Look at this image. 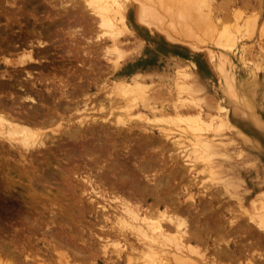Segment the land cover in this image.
<instances>
[{"label":"bare ground","instance_id":"1","mask_svg":"<svg viewBox=\"0 0 264 264\" xmlns=\"http://www.w3.org/2000/svg\"><path fill=\"white\" fill-rule=\"evenodd\" d=\"M57 1L58 0H0V41L1 43L3 41L7 43L5 47L0 44V54L3 58H1V63L3 65H0V69L5 68L0 70V147L3 149L7 147L8 151L14 150L19 157L26 159L25 157L27 155L25 154L30 153V150L33 151V148L46 149V141L51 139L47 131L53 128L51 132L58 135L57 137L60 138V142H62V139L63 141H68L70 146H74L72 148H64L66 147L64 146L61 147V149L57 145V149L59 148L60 153L66 155L68 160L75 157L77 151L79 153L82 152V154H80L79 157L76 156V158L78 157L83 160L85 157L86 160L84 159L85 161L80 163L84 164L88 170L87 172L84 171L81 173L82 171L76 172L71 168L72 171H75L72 173V176L75 178L71 176L72 181L71 179L70 181L72 184L74 182L78 183V187L82 191L79 190V192H81V197L85 198L86 202L90 205V211H88L89 208H87V211L90 213L89 217L91 220H95V222L98 221V224L94 226L101 223L99 225L100 232L94 233L92 230L90 234V229H88L86 233H83V230H81V236L74 234V230H72L74 231L73 234H71L72 231H70V234H66L64 232L65 228L63 230L62 226H59L58 230L57 227L53 228V226L50 225V220H48L50 223H48L46 219V222H44L45 220L43 221L44 216L42 213L37 214L39 218L43 217L42 220L39 218L32 220L30 216L24 214L26 217H29L27 219L31 218L32 220L29 221L25 218V229L27 230V236H25L28 237L30 247L40 245V248L37 249V253H41L43 257H39L38 255L40 254L32 256L31 250L27 249L29 244H27L28 246L25 244L24 238V244L20 242L17 243L16 240V242L12 241V244L9 242L11 245L8 243V246L6 243L7 246H4L5 243L3 242L4 244L2 246H4V248H0V264H50V262L53 264L54 262L55 264L57 262H59V264H241V262L239 263V259L241 257L245 258L248 254L250 260L247 262L245 261L246 264H254L253 254L255 253V249L257 247L259 248V246H264V208L260 206V211H258L259 209L256 207V202H252L250 207H253V213H248L247 220L244 218L247 222H242L240 220V222H237L233 218L227 217L222 211V208H215L216 206L214 204L216 200H218L220 194H234V189L236 188L234 183L230 180L231 178L218 177L219 168H221V165H218L219 158L223 157L224 154L221 153V149L220 152L215 140L219 137V140H221V137L224 136L222 132L228 128V110L217 101L211 106L202 103L197 98L196 92L192 90L191 83L186 73L177 75L174 83L176 91L173 89L175 95L172 96V86L169 83H148L146 76L143 75L141 71H137L138 69H136L137 72L134 70L136 73L129 75L128 73L122 72L121 67L124 59L127 57V51H124L122 48L123 39L130 34V29L127 25V16L133 10L135 12V20L140 25L146 26L147 28H151L152 25L155 27L160 26L161 28L163 26L164 28L165 24L169 21V24L165 27L170 30H178L181 35L185 36V34H196L192 32L194 30H192V25H194L199 33L201 32V34L208 38V42L211 41L212 49H210V51L208 50V58L218 62V67L220 69L223 67L230 70L235 62H239L246 69L249 68L248 63L251 62L256 63L259 61V64L262 65L264 63V46L262 45L264 44L259 46L260 56L252 58L251 49L245 48V43L242 41L249 35L252 36L255 27L259 25L261 14L264 10V0H81V2L79 0H69V2L66 1L68 3H57ZM79 4H81V8L83 7L88 12L89 16L91 15V18L95 16L99 19V22H97L99 23L98 25L106 29V32H103V34H106L113 44V52L115 54L113 68L115 77L112 86V93L114 95L111 97L113 101L118 97V99L121 100V102L118 100V104L120 105L122 103L116 108V114L113 113L115 114L113 123L110 120V118H112V113H109L108 110H106L107 113H102L98 116L94 115L95 110L94 113L91 112L93 111V106L92 108L90 107L92 105L91 102L98 96L92 99V95L88 97L87 94L88 89L95 86L93 85V78L91 77L92 79H90L88 77L90 75L99 77L102 74V68H95L94 66L96 64L92 66L88 62H85V66L80 64L81 70H78L76 66L72 70L67 69L65 71L68 74L67 77H60L59 81L56 83L51 82L52 80L50 79L51 77L55 79L57 76L55 77V75L50 74V71V73H47L48 75L43 73L44 71L48 72V66L43 62L48 58V54H50L51 51L45 46V42L49 40L50 43H52V41H55L58 37L60 38L59 31H63L64 33L62 34L68 35L71 38L75 37V34H70V31H73L71 28L74 26L69 28V25H73L74 23L79 24L80 22L82 24L84 20H86L85 15L87 12L84 14V11L80 10ZM254 11L257 12L252 15L251 13ZM248 13L251 15L245 18ZM79 14L82 16L81 20L80 17H78ZM163 16L169 17L168 21H166ZM225 19H229L232 24L229 23L228 20V22H226ZM94 21L96 22L97 20ZM85 23L87 27L88 21H85ZM89 24L90 23H88V25ZM91 24H93V22ZM79 26L80 25H78V27ZM262 26H264V24ZM262 26L260 32L264 34V27ZM156 28L159 29V27ZM166 29L164 31H167ZM170 30L168 31L172 32ZM168 31L166 34L169 33ZM16 33H18V35ZM261 33L259 34L261 35ZM9 34H11V37H15L16 40H18V42L14 41L18 46L15 45L14 47V44L10 43V45H13V48L9 47ZM81 35L79 34L78 36ZM250 37H248V39ZM65 51L63 55L66 54V56H72L74 58L78 54L77 48L73 46L72 49L68 48ZM89 55L92 54L90 53ZM53 69L55 70V67ZM55 71H53V73ZM62 71L64 72V70ZM260 71H262V69ZM36 74L37 77H35ZM98 77L96 78L98 79ZM74 78L82 82H80V84L77 82V84ZM229 92L232 93L231 90H229ZM115 96L117 97L114 99ZM111 97L110 94H108V98L104 97L103 101L105 98H107V101H112ZM101 100L102 99H98L99 106L102 104ZM96 101L97 100L94 102ZM109 103L107 102V104ZM82 105L83 108L81 109ZM103 105L99 108L101 112L105 110ZM109 109L114 112L115 107ZM146 112H148L149 115H146ZM123 117H130V124H128V121L126 123V119L124 120ZM153 122L160 123L164 127L155 129L156 131L154 132V128L144 124H151ZM110 125L111 128H109ZM112 126L113 129H115L112 131L111 137L124 135L121 136L122 139L123 137L124 139L121 140L120 138L119 140L121 146L125 145L120 152L123 153V150H126L128 155L130 154V158H138L141 156L136 157V155L139 154L138 148L132 151L129 145L127 146L125 143L127 142L125 139L129 137L132 138L131 141H135V138L131 137L134 135V130L138 131V133H136L137 135H134L136 139L150 146L147 147L145 145L146 149L149 148L148 152H143V150H141L142 153H147L149 156L153 155L154 152H159L161 148H165V144L162 142L170 141V135L166 132V130H169L168 127H175L182 133H187V135L190 133L192 138L189 145H181V147H179V150H186V148H188V150L177 159H172L174 156H170L171 162H166L165 166H161L162 168L160 167L161 164L156 166L158 162H156L157 158L152 160V158L149 159L150 157H148L149 160L147 161H145L146 159L144 160L143 157H141L140 160L132 158L134 162H129L126 160L127 158L123 156L125 161L120 162L118 155L120 157L122 153L119 152L116 154L119 151V147L117 149V147L112 146L111 143L112 147L110 148L106 142L104 146H102L103 143L102 145L100 144L102 149L99 147L98 150L100 149V151L98 152L97 149L95 150L97 145H95L96 147L94 148L92 142V144H81V140L83 141L89 137L95 136L97 133L95 127H98V130L106 129L104 130L103 136L100 137H102V139L104 137L109 138V131H111L110 129H112ZM100 132L103 133L102 131ZM122 132H126L128 135ZM97 139L99 140V137ZM153 139L156 140V143ZM174 139L176 140V137ZM175 140L173 144L179 142V140L178 142ZM107 142L109 143L110 141L107 139ZM157 143L158 146L154 147L153 145H157ZM178 145L180 144H177V147ZM139 147L143 148L144 146L141 145ZM100 152L103 154L105 153V159H108H103V162L100 161L99 163L97 158L101 159L100 157H103H98ZM181 153L182 152H180V154ZM159 156H161V152L158 157ZM111 157L112 160H110ZM49 158L51 157L49 156ZM54 158L56 159L57 157ZM44 159L46 158L44 157ZM90 159H92V167L89 166L91 165ZM42 160L41 158V161ZM19 161H17V163ZM161 162L162 161H160V163ZM6 163L8 164V162ZM20 163H22V160ZM43 163L44 161L41 162V164ZM62 163L65 166V163ZM67 164L68 163H66V166H68ZM196 164L202 165L203 172H201V176L205 174L207 176L206 184H209V186L213 188L212 193H204L201 197H198L192 192L193 188H195V179L197 178L194 172L195 167H198ZM9 165H11V163ZM53 166L56 165H52V167ZM60 166L64 168L63 165ZM76 166L78 165L76 164ZM37 168L35 169L37 170ZM79 168L78 170L80 171L81 168ZM94 168L97 169L95 173L92 172ZM28 169H30V167ZM3 170V173L7 171ZM19 170L21 171V168ZM36 170H34V172ZM25 172H28V170ZM153 172L154 174H152ZM158 172L162 173L161 176L159 175L160 177L163 176L162 178L157 177ZM51 173H53V170ZM69 173L66 172V174ZM20 174H22V172H20ZM26 174L27 173L24 174L26 177L25 179L32 182V178L27 177L28 175ZM64 174H60V177ZM165 174L167 176L164 177ZM223 174L225 173L223 172L221 175ZM45 175L46 174H44V176ZM30 176H32V174H30ZM49 176L50 175H48V177ZM110 176L114 177V179H111ZM201 178L203 177H200V179ZM42 179L40 180L42 181ZM44 180L42 182H44ZM171 180L172 182H170ZM175 180L179 181L178 184L181 185L183 189H180L178 194H176V192H178L179 189L175 191ZM19 181L21 182V180ZM184 182H187V184L183 185ZM10 183L13 184L12 180ZM49 183H51V181ZM6 184L9 185V183ZM24 184L23 182V185ZM46 186L43 188L46 190L44 191L50 193L51 191H47L48 188ZM204 187L206 188L207 186L205 185ZM29 189H31V187H29ZM57 189H59V187ZM36 191L34 190L35 194ZM40 191L41 190L38 192ZM34 192H32V197L33 199H37ZM41 192L38 195L41 194L43 196L44 193ZM66 192L69 191L66 190ZM32 193L29 195L31 196ZM60 193H62V191H60ZM57 194L58 193L53 195ZM184 194L188 197L186 200ZM68 195L71 194L69 193ZM42 196L40 198H42ZM57 196H60V194ZM57 196L54 197L57 198ZM258 196L260 197L261 194ZM26 198L28 199V197ZM67 198L69 200L70 197ZM51 199L53 201L55 200L53 197ZM59 200H57L58 202L56 201L58 205H60ZM34 201L36 202V200ZM76 201H74V204H76ZM83 201V199H80V202L78 201L77 203H82ZM48 202L45 200V204L48 205H46L47 208L50 207L49 204L51 203L48 204ZM72 207L74 206H71V208ZM232 207L233 206L230 208L232 209ZM78 208H72L73 215L75 214V209ZM228 208L229 207L226 209ZM31 209H35V212H37L36 208ZM60 209L61 208H58L59 211ZM53 210L50 211V214L49 212L48 214L46 212V214L51 215V218H57L56 214L58 210ZM38 211L40 210L38 209ZM78 211L79 209L76 213H78ZM81 211L80 209V213ZM55 212L57 213L55 214ZM69 212H71L70 209ZM83 213L85 214L86 212ZM30 214L31 213H29V215ZM60 215L61 217L64 216L65 219L71 217L68 213L66 215L59 214V216ZM77 217L78 215L76 214V218ZM79 217L81 220V215ZM248 221L253 224V231ZM86 222L88 223V221ZM86 222L82 223L85 225ZM56 223L57 222H55V224ZM93 223L94 222L90 223V225ZM63 225L65 226V224ZM52 228L53 230L57 229V231H53ZM77 230L80 232L79 229ZM255 234L258 237L257 239L255 238ZM21 238L22 237H20V239ZM32 238L35 239L34 245L31 243ZM110 249L113 251L110 252ZM111 253L115 254V259H111L113 257ZM250 253L253 254L251 255ZM258 256V258L264 262V252L262 251V254L258 252Z\"/></svg>","mask_w":264,"mask_h":264},{"label":"rangeland","instance_id":"2","mask_svg":"<svg viewBox=\"0 0 264 264\" xmlns=\"http://www.w3.org/2000/svg\"><path fill=\"white\" fill-rule=\"evenodd\" d=\"M66 1L69 2V0H58L57 3H59V2L68 3ZM79 1L81 2V0H79ZM79 6H80V10H83L84 11L83 13L86 14L87 11L83 7L81 8V4H79ZM256 12L257 11H254L251 14L253 15ZM80 14H82V13H80ZM80 14L78 15V17H80V20H81L82 16ZM251 14L248 13V15L245 16V18L248 17ZM261 15H262L261 16V21L259 22V25L257 27H255V29H254V33L255 34L253 33L252 36L249 35L248 37H250V36L251 37L249 39L247 37L246 39H248V40L243 39V41H242V42L245 43V45H244L245 48H250L251 49L252 58H256V57L260 56L259 46L264 44V39H263L264 38V34H262L260 32L261 26L264 24V19H263L264 18V10H263V13ZM88 16H89V14L87 12V14L85 15L86 20H84V23H82V24L80 22L79 24H77V23L75 24L74 23L73 25H69V28L74 26V27L71 28V30H73V31H70V34H72V35L75 34V37L71 38L68 35L62 34V33H64L63 31H59L60 32V38L58 37L55 41H52L53 44L50 43L49 40L47 41L48 43L45 42V46L47 48H49L51 51H50V54H48V58L46 60H44V62H43L45 65L48 66V69H47L48 72L44 71L43 73L45 75H48L47 73L51 72L50 74L55 75V77L57 76L55 79H52V77L50 79V80H52L51 82H55L56 83V82L59 81L60 77H65V76L67 77L68 74L65 72L67 69L72 70L76 66V68L78 70H81L82 68H80V66H81L80 64L84 65L85 62H88L92 66H94L96 64L94 66L95 68L96 67L97 68L99 67V69L102 68L101 69V71H102L101 73L102 74L99 77L98 76H94V75H93L94 77L92 75H90L88 77L90 79L93 78V83H94L93 85H95V86L90 87L88 89V93H87L88 97L92 95L91 96L92 99H95L98 96L95 100L98 101V99H102L101 100L102 104L99 106L98 103H99L100 100L98 102L96 101L97 103L94 102L95 101L94 100L93 102H91L92 105L90 104L91 106L90 105L89 106L91 108L93 106V108H92L93 111H91V112L94 113V110H95L94 115H96V116L101 115L102 113H107L106 110H108L109 113H112L111 114L112 118H110V120L113 123V119H115V114L117 112L116 108L119 107L122 104V103L120 105L118 104V100L119 99H118L117 96L114 97V99L117 97L115 99L116 101L115 100L113 101V99L111 97V96L114 95L112 93V86H113V81H114V77H115V71H114V68H113L114 67L113 61H115V57H114L115 54L113 52V46H112L113 44H112L111 40L108 38V36L106 34H103V32L104 33L106 32V29H103L101 26L98 25L99 23H97V22H99V19L96 18L95 16H92L93 18H91V15L89 17ZM163 18H165L166 21H168L169 17H164L163 16ZM135 19H136L135 18V12L133 10L127 16V22H128L127 25H128V27L130 29V34H128V36L124 37L123 43H122L123 50L127 51L126 52L127 53V57L124 59L122 67H121L122 72L128 73L129 75H132V74L136 73L137 71H141L142 74L146 76V80L148 79L147 80L148 83H150V82H154L155 84H160L162 82L169 83L172 86V96L175 95L174 93L176 91L174 83H175V80L177 78V75L180 74V73H186L188 75V79H189V81L191 83L192 90L194 92H196L197 98L202 103L207 104L208 106H211V105H214V102L217 101L218 103L222 104L228 110V113H229V124H228V128H227L228 130L226 129L224 132H222L224 136L221 137V140H219L220 137L217 138V140H215V143H217L219 150L220 149L222 150V152H221V150H220V152L222 154H224L223 157L219 158L218 165L219 166L221 165V168H219V172H218L219 176L218 175L217 176L219 178H225V177H227L228 179L231 178L230 180L234 183L236 188L234 189V194H229V193L227 195L220 194L218 200H216V203H214V204L216 206L215 208H222V211L224 212V214L227 217H231L237 222L239 220L242 221V222L246 221L248 219V213L249 212L253 213V207L252 206L250 207V205H252V202H256V207L258 209L261 208V207L264 208V194H263L264 193V70H263L264 69V63L261 65V64H259L260 63L259 61H257L258 63L257 62L256 63L255 62H251V63H248V67L249 68L246 69L239 62H235V63H233L232 69H230V70L229 69H225L223 67L220 69L218 67V62L210 60L208 58V56H209L208 53H209L210 49H212L211 41L208 42L209 41L208 38H206V36H204L203 34H201V32L199 33V31L196 30L197 28L194 27V25H192L193 22L191 24L193 26L192 30L194 29L192 32L196 33V34H190V35L185 34V36H184V35H181L178 30H177L178 31L177 32L175 30H170L167 27H165V26H167L169 24V21H168V23L165 24L164 28L162 26L163 29L160 26H156V27H159V29H158V28H156L153 25L151 26V28H147L146 26L144 27L143 25H140ZM94 20H97V21L95 22ZM227 20L229 21V23L232 24V22L229 19H227ZM227 20H226V22H228ZM85 21H88V23H90L89 25H91V26H89L88 23H87V27H86ZM91 21L93 22V24H91L92 23ZM174 23H176V22H174ZM229 23H226V24H229ZM78 25H80L79 26L80 28L78 27ZM82 26H84V27H82ZM262 27H264V26H262ZM77 28H79V29H77ZM76 29H77V31H76ZM165 29L167 31L168 30L172 31V32L168 31L169 32L168 34L170 36L168 34H166L167 31H164ZM65 30H66V28H65ZM258 32L261 33V35ZM16 34L18 35V33H16ZM79 34L80 35L82 34V35L78 36ZM14 36H16V35H14ZM8 37L10 38V39H8L9 45L11 43V44H14V47H15V45H16L15 43L18 42V40H16L15 37H11V34H9ZM258 37H259V39H258ZM12 39H13V42H12ZM9 41H11V42H9ZM14 41H16V42H14ZM59 41H60V43H59ZM90 41H91V43H90ZM69 42H71V43H69ZM73 43H74V45H73ZM0 44L4 45V47H5V45H7V43H4V41L2 43L0 41ZM12 46L13 45H10L9 47H12ZM16 46H18V45H16ZM72 46L74 48L76 47L77 51H78L77 52L78 54L75 56V58L72 57V56H66V54L63 55L64 52H66L65 50H67L68 48L72 49ZM262 46H264V45H262ZM101 50H103V51H101ZM90 53L92 55H89ZM104 53H106V54H104ZM109 53H110V55H109ZM85 54H86L87 57L85 56ZM217 55H219V54H217ZM1 58H2V55L0 56V65H3L1 63V61H2ZM88 63H86V64H88ZM62 65H63V67H62ZM52 67L53 68L55 67V70L56 69L57 70L55 71ZM59 67H61V68H59ZM3 69H5V68H3ZM3 69H0V70H3ZM136 69H138V70L136 71ZM261 69H262V71H260ZM62 70H64V72ZM134 70L136 72H134ZM226 70H227V72H226ZM36 71H38V70H36ZM53 71H55V72L53 73ZM35 77H37V74H36ZM96 77H98V79ZM68 78H69V76H68ZM70 78H72V77H70ZM165 79H167V80H165ZM74 81H76V83L79 82V84H80V82H82V81H79L78 79H75V78H74ZM246 82H247V84H246ZM234 84H235V86H234ZM244 84H246V85H244ZM229 90H231L232 93H230ZM108 94H110V97H111L112 101L109 100L110 98L108 99L109 101H107ZM103 95H105V96H103ZM104 97H107V98H105V100L103 101ZM211 98L214 99V100H212ZM105 101H107L108 103L110 102L111 104L110 103L107 104V102H105ZM119 101L121 102V100H119ZM115 103L117 104V106H116ZM162 104H164V103H162ZM102 105H103V108H105V110L101 112L99 108H101ZM112 106L115 107L114 112L110 111L111 109H109V108H114ZM82 108H83V105L81 106V109ZM231 111H232V113H231ZM113 113H115V114H113ZM146 115H149V113L146 112ZM113 116H114V118H113ZM123 119L124 120L126 119L125 120L126 123L128 121V124H130V120H129L130 117H127V118L123 117ZM144 124H146L147 126L150 125L152 128H154L153 129L154 132L156 131L155 129H159L160 127H164L162 124L155 123V122H153L151 124H148V123H144ZM95 128L97 129V133L95 134L94 137H89V138H87V139H85L83 141L82 140L81 141L78 140V141H80L81 144L82 143L83 144H90L92 142L94 144V148L96 147L95 145H97V148H95V150L97 149V152L100 151V149L98 150L99 147H101V149H102V146H104L105 142L108 144L109 148L112 147V146H116L117 149H118V147H119V149H118L119 151L117 150L118 152L116 154H118L120 152V150L123 148V146H125V145L121 146L120 145V141H119L120 138H121V140L124 139V137H123V139L121 137V136H124V135H121V136H118V137H113V138L111 137V133L115 129V128L113 129V126H112L113 130L110 129L111 131H109L110 132L109 138L104 137L106 139H104V138L102 139V137H100V136H103L104 130H106V129L98 130L99 129L98 127H95ZM109 128H111V125H110ZM51 129H53V128H51ZM51 129H48V131H47V134H49L48 136H50L51 139H48V141H46L47 142L46 143V149H44V148L43 149H39V148L38 149H34L33 148V151L30 150L29 151L30 153H26L25 154V155H27L25 157L26 159L19 157L18 154L14 150H9L8 151L7 147H6V149L5 148L3 149V148L0 147V150H1L0 153H2V154H0V159H1L0 160V174H1L0 175V217H1L0 218V244H1L0 248H4L6 243H7V245H8L9 242H11V244H12V241L16 242V240H17V243H19V242L23 243L25 241L26 243L25 242L24 243L26 245L29 244V246L27 245L28 246L27 249L31 250L32 256L40 254L38 256L39 257L40 256L43 257V255H41V253H37V249L40 248V245L39 246L38 245H34L35 244L34 243L35 239H33V238H32V241H31V239H30V241H31V243L34 246L30 247V242L28 241V237H26L27 236V230L25 229L26 228L25 218L26 219L29 218V217H26V216H30L32 218V220L35 219V218L38 219L39 218V216H37L38 213H42V215L44 216V219H43V217H40L39 219H41V220L43 219V221L46 219L48 223H50V221H51L50 225L53 226V228L57 227L58 230H59V226H62L63 230H64V228H65V230L67 229L68 231L64 230V232L66 234H70V231L74 230L75 231L74 234H78V235L81 236L82 235V231L81 230H83V233H86V231H88V229H90V232H89L90 234H91L92 230H93L94 233H99L100 232L99 225L101 223H99V225H96L97 228H96V226H94L95 224H98V221L95 222V220H91V218L89 217L90 213L88 211H90V205L86 202L85 198L81 197V192L82 191L79 189L78 183L74 182L72 184V182H71L72 181V177H74V176H72V173H74L75 171L76 172H81L82 171L81 173H83L84 171L87 172L88 169L85 167L84 164H81L86 159H85V157L83 158V160L78 158L80 156V154H82V152L79 153L77 151V153H76L77 155L76 154L75 155L78 156L77 157L78 159L74 155L75 157H73L71 160H68V157L66 155H63V153H60V149L59 148L64 147V146H66L64 148H67V147L68 148H72L74 146H72V145L70 146V143L68 141H63L62 139H61L62 142H60V138L57 137L58 135L52 133ZM168 129L169 130H166V132H168V134L170 135V141L172 139L173 140L171 142L170 141L162 142V143L165 144V146H164L165 148L164 149L161 148L159 152L158 151L154 152L153 155H151V156H149L147 153L145 154V153L141 152V150H143V152L144 151L148 152L149 148L146 149L145 145L147 147H150V146H148V144H146L145 142H143L141 140L140 141L137 140L136 136H134V135H137L136 133H138V131L134 130V135H132L131 137L135 138V141L132 140L133 141L132 142L131 141L132 138L129 137L128 139H125L127 142L128 141L129 142L128 143L125 142V143L127 144V146L129 145V147L132 149V151H135L138 148L139 149V152H138L139 154L136 155V157H138L140 155L141 156L138 157V158H133V157L132 158L140 160V158L143 157L144 160L146 159L145 161H147V160H149L151 158H152V160L157 158L156 162L157 161L158 162H157L156 166L161 164L160 167L161 166L163 167V166L166 165V162H168V161H169V163L171 162V158H169L170 156H172V157L174 156L172 159H175V158L177 159L178 157L182 156V154H184L188 150V148H186V150H184V149H180L179 150V147H181V145H184V146L189 145L190 144L189 142H190V140L192 138V135L190 133H188V135H190V136H188L187 133H182L180 130L176 129L175 127L174 128L173 127H168ZM100 131H102L103 133H101ZM98 133H99V136H98ZM100 133H101V135H100ZM122 133L125 134L126 132H122ZM98 137H99V140L97 139ZM175 137H176L177 141L174 139ZM93 138L94 139L96 138L95 140L97 142ZM110 138H111V140H110ZM107 139L110 141L109 143L107 142ZM102 140H103V142H102ZM112 140H114V141H112ZM117 140H118V142H117ZM174 140L176 142H178V140H179V142H181V143H179V142L177 143V144H180V145H178V147H177L176 143L173 144ZM153 141L155 142L156 140L153 139ZM182 141H183V144H182ZM64 142H65V144H64ZM102 143H103V145H102ZM110 143L112 144V146H111ZM115 143H116V145H115ZM185 143H187V144H185ZM78 144H76V145H78ZM81 144H79V145H81ZM100 144L102 146H100ZM172 144H173V146H172ZM57 145L59 147L58 149H57ZM141 145L144 146L146 150L144 149V147L143 148L139 147ZM149 145H151V144H149ZM155 145L156 144H154L153 146L157 147L158 143H157L156 146ZM136 146H138V147H136ZM220 147H222V148H220ZM49 149H50V151H49ZM2 150H3V152H2ZM36 150H38V151H36ZM40 150H42V151H40ZM57 150H59V151H57ZM166 150H167V152H166ZM123 151H124L123 153L120 152V153H122V156L119 157V155H118V158H119L120 162H124L125 158H127L126 160H128L129 162H134V160L129 157L130 154L128 155V152L126 150H123ZM160 152H161V156L158 157ZM162 152H163V154H162ZM180 152H182V153L180 154ZM156 153H157V156H156ZM43 154H45V155H43ZM104 154L102 152H100V155L98 157L103 156L104 158L103 157H100L101 159L97 158L99 163H100V161L103 162L102 161L103 159L104 160L108 159L107 157H106L107 159H105V155ZM29 155H31V156H29ZM42 156H44L46 159H44V157H42ZM49 156L52 159L49 158ZM123 156H125V158ZM54 157H57V158L55 159ZM148 157H150V158L148 159ZM17 158L20 161L22 160V163H20V161ZM41 158L43 159L42 161H41ZM59 159H61V160H59ZM46 160H47V162H46ZM79 160H81V161H79ZM110 160H112V157H111ZM17 161H19V162L17 163ZM43 161H44V163L41 164V162H43ZM89 161L91 162L90 163L91 165H89V166L92 167L93 166L92 159H90ZM89 161H88V164H89ZM160 161H162V162L160 163ZM6 162H8V164ZM62 162L65 163V166H64V164ZM10 163H11V165H9ZM66 163H68L67 164L68 166H66ZM57 164H59V165H57ZM76 164L78 166H76ZM52 165H56V166H53L54 167L53 168ZM60 165H63L64 168L61 167ZM196 166H198V167H195L194 172H195L197 178L195 179V188H193L192 192L195 193L198 197L199 196L201 197V195L204 194V193H208V194L212 193L213 192L212 191L213 188L210 187L209 184H206L207 183L206 182L207 181L206 180L207 176L204 173H202L204 175L201 176V172H203L202 165L201 164H196ZM5 167H7V168H5ZM29 167H30V169H28ZM66 167H68V168H66ZM160 167H158V168H160ZM20 168H21V171L19 170ZM35 168H37V170ZM71 168L73 170H75V171H72ZM78 168L80 169V171L78 170ZM96 168H94L92 172L95 173V171L97 170ZM3 169H6L7 171L3 170ZM8 169H9V171H8ZM16 169H18V170H16ZM26 169L28 170V172H25V171H27ZM2 170L6 171V172L3 173ZM34 170H36V171L34 172ZM42 170L44 172H46V173H44ZM52 170H53V173H51ZM60 170H62V171H60ZM64 170H66V171H64ZM150 170H152V169H150ZM20 172H22V174H20ZM33 172L34 173L37 172V173L34 174ZM40 172L44 173L46 175L44 176V174H41ZM62 172H64L65 174L62 173ZM66 172L67 173L70 172V173L66 174ZM223 172L225 174L221 175ZM25 173H27L26 174V175H28L27 177L32 178L31 181L33 183L30 182V181H27L28 179H25L26 178L25 175H24ZM47 173H48V175H50L52 177H50V176L48 177ZM30 174H32V176H30ZM40 174H41V176H40ZM60 174H64L63 176H65V177H63L62 175H61L62 177H60ZM152 174H154V172ZM17 175H19V176H17ZM57 175H58V178H57ZM66 175H67V178H66ZM159 175L161 176L162 173L161 172L157 173V177L158 178L160 177ZM4 176H6V177H4ZM8 176H10L11 178L8 177ZM36 176H37V178H36ZM165 176H167V175L165 174L164 177ZM199 176L203 177L204 179L201 178L202 179L201 180ZM110 177H111V179L112 178L114 179V177H112V176H110ZM162 177H160V178H162ZM14 178L18 179V180H15ZM44 178H45V180H44ZM74 178H73V180H74ZM10 179L12 180L13 184L10 183L11 182ZM33 179H34V181L36 183L33 181ZM40 179H42V181L44 180V182H42ZM66 179H69V180H66ZM70 179H71V181H70ZM13 180H15V181H13ZM19 180H21V182ZM36 180H38L39 182L36 181ZM59 180L60 181L63 180V181H61L62 183ZM25 181H27V182H25ZM48 181L49 182L51 181V183H49ZM23 182L26 184V186H25V184L23 185ZM170 182H172V180ZM178 182L179 181H177V180H175V182H174V184L177 187V188L175 187L176 190L175 189L174 190L177 191L179 189L178 192H176V194H178L180 192V189H182V186L179 185ZM6 183H9V185L6 184ZM19 183H21V184H19ZM47 183H49L50 185L47 184ZM65 183H66V185H65ZM37 184H39V185H37ZM46 184H47V186H46ZM185 184H187V182H184L183 185H185ZM205 185L207 186L206 188L204 187ZM8 186L10 187V189H9ZM38 186L41 187V188H39ZM45 186L48 188L47 191H51L50 193L47 192L49 194H47L45 192L46 190L43 189V188H45ZM57 186L61 190L57 189L58 188ZM67 186H68V188H67ZM29 187H31L32 190L29 189ZM64 187L67 188V189H65ZM34 190L35 191L36 190H38V191L41 190L42 192L41 191L40 192L44 193V195H46V196H44V195L42 196L40 194L42 196V198H40L41 196L38 195L40 192L36 191V194H35ZM66 190L69 191V192H66ZM79 190L81 192H79ZM198 190H199V192H198ZM60 191H62V193H64L65 196H64V194L60 193ZM21 192H22L23 195L21 194ZM28 192H30V193H28ZM32 192H34V194L37 196V199H33V197H32L33 193ZM37 192H38V194H37ZM31 193H32V195L30 196L29 194H31ZM56 193H58L57 195L60 194V196L53 195V194H56ZM67 193L68 194L70 193L71 195H68ZM257 194L258 195L261 194V196L259 197ZM21 196H25V197H21ZM38 196H39L40 199L38 198ZM54 196H57L58 199L56 197H54ZM26 197H28V199ZM48 197H49V200H48ZM52 197L54 199L55 198L56 199L53 201L51 199ZM67 197H70L69 200H68ZM184 197H185V200L188 198L187 196H185V194H184ZM59 198H60V200H59ZM50 199H51V201H50ZM80 199H83L86 203L84 201L82 203H77L78 201L80 202ZM34 200H36V202ZM45 200H46V202H48V201L51 202V203L48 202V204L50 203L49 204V206H50L49 208H47L48 205L45 204ZM57 200H59L60 205L57 204V202H58ZM61 200H64V201H61ZM73 200L74 201L77 200L75 202L76 204H74ZM37 201L39 202V204H38ZM262 202H263V204H262ZM65 203H67L68 205L65 204ZM43 204L45 206L46 205L47 206L45 207ZM55 206H56V208H55ZM71 206H74V207H72L73 209L80 207V208H78L79 209L78 213H76L78 209H75L76 211L74 212L75 214L73 215L72 214L73 213V211H72L73 209L71 208ZM231 206H233L232 209L230 208ZM27 207H28V209H27ZM43 207H44V209H43ZM227 207H229V208L226 209ZM31 208H36L37 212H35V209H31ZM37 208L41 212L38 211ZM53 208H54V210H53ZM58 208H61L60 211L58 210ZM87 208H89L88 211H87ZM65 209H66V211H65ZM69 209H70L71 212H69ZM80 209L82 210L81 213H80ZM27 210H29V211H27ZM52 210L53 211H57L58 210L57 211L58 213L55 212V214L56 213L58 214V215L56 214L57 218H54V217L51 218L52 217L51 215H47L48 212L50 214V211H52ZM258 211H260V209ZM26 212H28V213H26ZM46 212H47V214H46ZM83 212H86L87 214L86 213L84 214ZM29 213H31V214L29 215ZM34 213H35V215L37 217L34 215ZM67 213L71 216V217H68V219L67 218L65 219L64 216L63 217H61V215L59 216V214L66 215ZM76 214L78 215L77 218H76ZM80 215H81V220H80V217H79ZM240 216H243V217H240ZM31 218L27 219V220L32 221ZM46 220L44 222H46ZM48 220H50V221H48ZM64 221H65V223H64ZM86 221H88V223L90 221H91L90 223H92V222H94V223L92 225H90V223L88 224ZM55 222H57V223L55 224ZM82 222H86L85 225ZM63 224H65V226ZM250 226H252L251 230L253 231L254 230L253 224L250 223ZM93 227H95V228H93ZM53 228H52V230H53ZM84 228H86L87 230L84 229ZM77 229H79V231L81 233L78 232ZM55 230L57 231V229H54L53 231H55ZM74 231H72L71 234H73ZM23 234H24V236L25 235L26 236L24 237ZM20 237H22L21 238L22 240L20 239ZM255 238L256 239L258 238L257 235L255 236ZM23 239H24V241H23ZM3 244H4V246H2ZM32 248H33V250H32ZM262 248H264V246H262V247L259 246V248L258 247L256 248L257 250L255 249V253L254 254L250 253L251 255L253 254V256H254L253 257L254 264H256V263L257 264H264V262H262V260L260 258H258L259 257L258 256V252L261 253V254H262V251L264 252V249H262ZM112 251L113 250L110 249V252H112ZM111 254H110L111 257L113 255V257L111 259H113V258L115 259V256H114L115 254L114 253L112 255ZM248 260H250L249 254L246 255L245 258L241 257L239 259V263L241 262V264H246V262ZM50 264H53V263L50 262ZM54 264H55V262H54ZM56 264H59V262H57Z\"/></svg>","mask_w":264,"mask_h":264}]
</instances>
